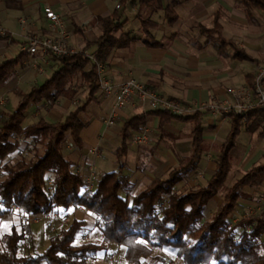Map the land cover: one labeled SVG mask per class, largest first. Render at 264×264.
Masks as SVG:
<instances>
[{
  "label": "trees",
  "instance_id": "16d2710c",
  "mask_svg": "<svg viewBox=\"0 0 264 264\" xmlns=\"http://www.w3.org/2000/svg\"><path fill=\"white\" fill-rule=\"evenodd\" d=\"M136 1L140 7L151 11L162 10L164 21L172 24L177 20L175 8L183 0H166L165 4L163 0ZM242 3L248 13L252 10L264 12V0H242ZM138 19L144 43L157 44L151 30L159 23L142 15H138ZM98 21L102 33L95 41L92 57L104 63L114 48L127 46L131 38L124 33L115 34L120 26L118 15L99 17ZM213 29L219 31L217 23ZM207 30L201 26V31L211 36ZM226 44L236 48L231 40L219 42L220 47ZM235 57L245 59L248 55L237 50ZM19 58L21 54L18 58L0 62V84L12 75ZM57 58L59 68L49 78L27 93L19 92L15 108L0 113V165L3 170L0 217L12 211L14 205L26 215H52L55 211L81 206L95 216L102 238L99 243L89 240L76 243L79 233L84 232L85 221L73 218L67 227L51 232L43 251L36 252L33 248L28 251L22 247L30 234L29 222L25 219L21 229L11 226L10 231L1 236L0 264H87L88 259L107 251L113 244L124 247L127 264H145L146 259H149L146 264H166L163 254H153L156 249L173 252L177 259L173 264H264V207L230 222L242 189L264 183V163L253 165L226 186L222 202L210 218L204 215L206 204L226 181L230 151L240 129L258 131V135L264 137V108L249 112L245 120L239 114L225 113L231 119V127L216 157L214 173L205 183L182 192L175 191V186L197 167L202 153L201 112L174 115L167 110H152L151 113L158 116L159 129L173 118L192 121L190 153L180 158L165 177H155L130 200L119 193L124 186L121 157L126 153L132 132L142 131L146 126V116L138 114L125 119L118 131L120 143L115 150L118 169L99 174L93 189L84 191L82 173L66 156L64 148L68 138L81 147L79 134L84 123L79 114L83 108L69 112L62 120L49 121L40 116L34 122L22 125L29 103L51 105L60 95L73 96L75 90H70V86L79 73L80 82L89 91L88 101L96 99L94 94L98 92L99 82L94 61L83 50ZM253 78L248 79L250 85ZM22 141L25 143L23 149L19 147Z\"/></svg>",
  "mask_w": 264,
  "mask_h": 264
},
{
  "label": "crops",
  "instance_id": "0c3cea01",
  "mask_svg": "<svg viewBox=\"0 0 264 264\" xmlns=\"http://www.w3.org/2000/svg\"><path fill=\"white\" fill-rule=\"evenodd\" d=\"M216 1L220 2L221 6L224 4L227 7L228 0H188L186 2L187 6L183 7L181 14L175 10L177 13V20L175 22L168 24L164 21V18L157 21L159 23L158 27L151 30V35L157 41V44L147 45L143 41V33L138 19V15H142V7L138 5L136 0H0V25L6 32L5 36H0V62L18 58L21 54L20 61L16 65L12 75L4 83L0 84V97H8L7 101H5L6 103L2 106L4 110L1 113L10 112L8 109L11 105L10 93L14 94L19 100V92H29L33 86L42 84L59 68L57 56L51 53H44L38 50L34 55H29L24 50L27 36L37 35L42 37L53 35L62 39L69 48L77 52L83 50L86 55H92L96 47L95 41L102 33L101 23L98 21V18L112 16L113 14L118 15L120 24L115 34L124 33L131 38L127 46L114 48L104 62L103 76L108 78L115 86H118L128 78H134L164 97L176 99L189 105H193L194 102L199 100H224L225 98L232 100V95L227 92V88L250 86L248 82L249 77L254 76L258 67L264 65V46L259 40L261 32L264 29H261L258 18L262 16V13L256 12L258 14L256 15L253 11L248 13L244 9L238 18H234L241 28L236 33H232L229 30V37H223V27L220 18L221 9L217 8L212 12L208 11L211 4ZM233 1L235 0H231V2ZM182 4L180 3V5ZM45 7H50L60 17L61 26L64 31L63 36H60L58 30L51 27L49 21L45 18ZM203 19H209V23L203 24L199 22ZM189 20L196 21L197 24L195 25L194 22L190 23ZM176 22L180 27L188 24V27L185 25L186 29H188V34H194L195 28L200 33L205 34V32L201 31V26H203L210 30H207V32H211L212 35L216 34L219 38L218 40H205L204 43H195L187 39L183 35V32L177 31L179 30L178 28L170 33L166 32L165 25H173ZM216 23L220 28L219 31L213 29ZM234 35L239 39L234 40ZM223 39L233 41L236 48L230 44L220 47L219 42ZM228 46L230 50H226ZM237 50L245 51L248 58L235 57ZM243 62H247L251 66H244ZM89 65L90 63H88ZM80 75V73L77 74L78 78L74 79L70 86V90H75L73 96L60 95L51 105L35 104L32 115L36 117V120L40 116H43L49 121H55L62 120L69 112L83 108L79 114L84 123V127L79 134L82 142L81 147L74 144L70 138L64 143L66 152H74L73 157L67 156V154L66 156L70 158L78 171L83 173L85 170H89V168L95 170V161L97 159H101L103 162L108 161L107 158L101 155L95 158L89 156L85 150L86 147L95 145L100 148V143L109 145L117 163L115 150L120 140L117 145L113 144L111 140L113 135L120 138L118 131L122 124L115 128L118 122L113 124L114 127L111 130L105 129L104 120L113 104V95L101 97L98 91L94 94L96 99L88 101L89 91L80 82ZM18 100L12 102V105H14L13 109L17 105ZM93 103L104 110V114H98L97 116L101 127L97 130L96 137H94L95 135L92 132H86V129H89L90 121L95 118L92 116L90 117L92 119H87V116H85L87 109ZM40 110H43V112L39 113L38 111ZM152 110L154 109H151L147 104L140 105L137 102H131L121 110L120 119L123 120L138 114H145V127L149 128V130L154 128L156 133L149 144L127 142L126 153L121 157V160L129 154L133 155L135 160L144 156L148 159L149 165L143 168L140 165L137 166L136 172L129 176L125 171L127 170V165L122 162L124 163V167L121 170V177L124 182L122 192L126 196L131 195L134 185H140L145 188L155 177H165L171 168L177 166L181 153L174 152L175 150L172 151L173 145L168 147V143H166L168 139L174 140V146H185L183 151L186 153L183 154V157L190 153L192 121L173 118L159 129L157 126L158 116L152 114ZM197 111L192 110L188 115ZM198 112H201L200 120L203 128L202 153L197 167L189 171L175 186V191L177 192H182L197 184L205 183L214 173L216 157L230 131L231 119L227 114H213L207 110H200ZM38 113L40 115H37ZM186 123L190 124V132L187 137L181 140L180 133L185 129V126L182 125ZM83 130L84 132L81 134ZM242 130L249 134H255L261 141L264 139V137L258 135V131L248 132L244 128L240 129L238 135ZM90 135L94 138V144L85 147L84 137H89ZM161 143L167 145L165 146L167 148L163 149L160 147ZM24 146L25 143L23 141L20 142L19 147L23 149ZM250 152V155L243 164L245 172L253 165L264 163L259 162L264 158V142H261L258 148ZM103 162L101 161L100 163L103 164ZM106 171L104 170L101 173ZM244 188L246 189L243 193L247 190H260L262 193L260 198L263 199L264 183L259 187L246 186ZM222 197L216 198V204L218 203L216 207L222 202ZM241 204L243 206L241 205L239 209L246 212L249 206L245 205L243 199ZM55 212L53 213L55 218L48 228L49 232L51 229L54 231L55 228L56 231H59L61 228L67 227L73 218H78L85 221V229L84 232L79 233V239L81 238L80 240L82 241L89 239V230L96 224L93 213L81 206H73L67 211ZM239 213L238 211L237 215ZM69 218H71L70 221L68 220ZM25 219H27L25 214L12 210L0 217V225L3 221H9L11 222L9 231L11 226H15L19 230L22 228ZM33 223L37 222H29V226L34 243V235L31 228V224ZM47 223L50 224L48 221ZM8 232L2 233L0 239L3 234ZM32 248L35 249V245ZM122 252H124V247Z\"/></svg>",
  "mask_w": 264,
  "mask_h": 264
},
{
  "label": "rangeland",
  "instance_id": "374dc122",
  "mask_svg": "<svg viewBox=\"0 0 264 264\" xmlns=\"http://www.w3.org/2000/svg\"><path fill=\"white\" fill-rule=\"evenodd\" d=\"M188 0H183V6L182 5H178L175 10L177 11V13H182L183 12V7L184 6H187L186 2ZM167 1L166 0H163V4H165ZM217 8H220V18H221V22H222V35L223 37H229V30L232 31V33H236L239 28H241V26L239 24H237L234 20V18H238L239 14L240 13H243L241 11H244V8H243V4H242V0H235L233 2H231V0H228L227 1V7L223 4V6H221L220 2L216 1L215 3H212L211 6L208 8V11L209 12H212L214 9H217ZM254 12V14L258 15L256 12H259V13H262V16L261 17H258L259 18V21H260V26H261V29H264V12L262 11H259V10H252ZM251 11V12H252ZM142 16H146V17H150L151 19H154L156 21H160L162 20L164 17H163V11L162 10H159V11H151L150 9L146 8V7H142ZM190 23H193L196 25L197 22L196 21H191L189 20ZM199 22H202L203 24H208L209 23V19H203ZM177 23V22H176ZM173 24V25H168L166 24L165 25V30L166 32L170 33L172 31H175L177 30V28L179 30V32H183V35L187 38V39H190L191 42H200V43H204L205 40H212V39H216L218 40V36L216 34L214 35H211V36H208L206 33H200L198 31L197 28H195L194 32L195 33H199V34H188V29H186V26L188 24H185L184 26L180 27L178 26V23L177 24ZM1 26V25H0ZM2 27V26H1ZM188 27V26H187ZM186 35H185V34ZM261 38H259L260 42H262V45L264 46V30L261 32ZM230 38H233V37H230ZM234 40L236 39H239L237 38V36L234 35ZM226 50H230V47L228 46ZM55 56V55H54ZM244 66H251L250 64H248L247 62H243L242 63ZM261 68L263 69L264 68V65H261L258 67V69L256 70L255 74L259 71V69L261 70ZM246 71V70H245ZM260 72V71H259ZM254 74V76H255ZM253 82V81H252ZM230 88V87H229ZM231 88H234V87H231ZM243 88V87H241ZM7 97V96H6ZM9 97H10V100H11V105L9 106V111H11L13 109V106L12 105V102L13 101H17V97L10 93L9 94ZM1 98V97H0ZM2 98H5V96ZM8 98V97H7ZM7 98L6 101H7ZM132 102H135L132 101ZM6 102H4L3 104L0 105V113L2 112V110H4L2 108V106L5 104ZM97 105L95 103H93L86 111V115L87 116V119H92L90 117L94 116L95 118L92 119L89 123V129H86V132H92L96 137L97 135V130L100 129L101 125L100 122L97 120V116L98 114H104V110L103 109H100L98 106L96 107ZM114 106V101H113V104L111 106V109L113 108ZM127 106V105H126ZM35 107V104L34 103H29L27 108H26V111H27V116L26 118L22 121V125H26L28 123H31L33 121L36 120V117H34L32 115V110L34 109ZM124 108V107H123ZM119 109L118 110V117H116V119L114 120L113 124H116L118 123L115 128L117 126H119L120 124L123 123V119H120V115H121V110L123 109ZM110 109V111H111ZM41 111L43 112V110H40L38 111L39 113H41ZM109 111V113H110ZM37 114V115H40V114ZM108 116V115H107ZM106 116V117H107ZM105 123V122H104ZM113 124L111 125H107L105 126V129L106 130H111V128H113ZM182 126H185V129L184 127H182L184 130L181 131L180 135H181V140L185 137H187L189 135V129H190V124L189 123H186L185 125H182ZM84 130L82 131L81 134H83ZM155 129L154 128H151V130L149 131V135H150V142H152V139L153 137H155ZM84 140H85V147L88 146V145H92L94 144V138L92 135H90L89 137H84ZM120 138L119 136H114L113 135V138L111 140V142L113 144H116L119 142ZM174 140L172 141L171 139H168V141L166 143H168V147H170L171 145L172 146V151L174 152H177V153H181L179 155V157H183V154L186 153L185 151H183L185 149V146L183 145H179V146H174ZM261 142H264V139L263 141H261L260 139H258L255 134H249L245 131H241L240 134L237 136L236 138V143H235V146L234 148L232 149V151L230 152V157H229V161H230V168H229V173H228V176H227V179L224 183V185H222L216 195L206 204L205 208H204V215H205V218L209 219L213 210L216 208V198L217 197H222V194L224 192V189L227 185H230L232 184L235 180H237L239 177H241L244 173H245V170H243V164L245 162V160H247V157L250 155V151H252L253 149H256L258 148L260 145H261ZM148 143V144H149ZM100 148H101V152H100V155L103 156L104 158H107V162H103V160L101 159H97L95 161L96 163V166H95V170L92 169V172L94 174V181L96 180V178L98 177V173H101L102 171L104 170H107V171H110V170H117L118 167V163H116L115 161V155L114 153L112 152V149L109 145H105L104 143H100ZM167 145L161 143L160 147H162L163 149L167 148L165 147ZM189 147V145H188ZM187 147V148H188ZM89 148V147H88ZM87 147L85 148V150L87 151L88 149ZM99 148V149H100ZM218 149V148H217ZM216 149V150H217ZM67 156H70V157H73V154L74 152H66ZM18 157V156H17ZM16 158V156L13 157V160ZM101 158V157H100ZM103 162L100 163V162ZM121 162H124L126 163L127 165V170L126 173L130 175L134 174L136 172V168L137 166L140 165V167H145L146 165H149L148 163V159L145 158L144 156L142 158H138V160H135V158L133 157V155H126L124 158H122ZM259 162H264V158H262ZM258 162V163H259ZM104 163H107V164H104ZM257 163V162H256ZM88 169L85 170L82 174H87L88 173ZM96 171V172H94ZM2 175H3V170H2V165H0V178H2ZM122 179V177H121ZM143 188V186H140V185H134L133 187V191L131 193V195H127L126 197L128 198V200L131 199L132 197V194H136L139 190H141ZM246 188H244L242 191H241V197L240 199L238 200V205L236 206L235 210L233 211V213L230 215V222L231 223H234L236 222L237 220H239V218H241L242 216L246 215V214H254L255 212H258L259 210H261L263 207H264V196H263V199L260 198L261 196V192L260 190L257 189V191H250V190H247L243 193V191L245 190ZM120 195L122 196H125L124 193L121 191H119ZM243 193V194H242ZM242 199L245 201V205H248L249 207H247V211L245 212L244 210H240V206L243 204H241V201ZM244 208V207H242ZM12 210L14 211H17L19 212L20 209L19 207L17 206V208H12ZM240 212L238 215H237V212ZM21 213H23L22 211H20ZM56 213V212H54ZM25 214V213H23ZM26 215V214H25ZM237 215V216H236ZM55 216V215H54ZM52 215L50 214H46V213H37V214H32V215H26L27 217V220L28 222H37V223H33L31 224V228H32V231H33V235H34V243H33V238L31 236V234H28L27 235V239L23 241L22 243V247L25 249V250H28L30 251L31 248H32V245H35V250L36 252H41L43 251V249H45V247L47 246L48 244V237L51 235V232L53 231V229L50 230V232L48 231V228L50 227L49 225L52 224V220L55 218ZM46 220V222H45ZM69 221L71 220V218L68 219ZM47 221L50 223L48 224ZM11 225V222L9 221H3L2 224L0 225V235L4 232H8L9 231V227ZM53 227V225H52ZM250 227H247V230H249ZM56 231V228L53 232ZM89 233H90V237H89V241L90 242H93V243H99L101 241V233H100V230L99 228L97 227V225H93V227L89 230ZM81 239V238H80ZM79 239V235L77 237V240H76V243H79L80 240ZM123 247L122 246H117V245H111L107 251H102V252H99L96 257L92 258V259H88L87 261V264H127V261L123 255ZM114 254L115 257L114 259L111 261L110 260V254ZM157 253H160V254H163V256L165 257V263L166 264H173L175 261H177L176 257L174 256V253L169 251V250H166V249H156L153 251V254H157ZM149 259H146L145 260V264L147 263Z\"/></svg>",
  "mask_w": 264,
  "mask_h": 264
},
{
  "label": "built area",
  "instance_id": "2783aa9c",
  "mask_svg": "<svg viewBox=\"0 0 264 264\" xmlns=\"http://www.w3.org/2000/svg\"><path fill=\"white\" fill-rule=\"evenodd\" d=\"M44 16L49 21L50 26L58 30L60 36L64 35L61 26V19L56 12L50 7L44 8ZM23 22V21H22ZM5 29L0 26V36L5 35ZM24 50L29 55H34L38 50L48 52L55 56L71 55L77 53L76 50L69 48L66 43L53 35L39 37L37 35H29L26 38ZM95 63L96 73L98 75V91L101 97L113 95L114 106L108 116L105 118V125L113 124L118 117V110L125 107L135 100L138 104H147L151 109H160L170 111L174 115H186L192 110H207L210 113H235L242 116L245 120L246 115L255 110L264 108V68L255 74L253 82L250 86L243 88H227V92L232 95V100L225 98L224 100H207L196 101L193 105L180 102L176 99L167 98L156 91L144 86L141 82L134 78H128L118 86H115L108 78L103 76L104 63L97 62L88 55ZM6 101L0 98V105ZM108 127V126H107ZM149 128L144 127L142 131L132 132L130 142L135 144H148L150 142ZM100 149L98 146H90L87 154L91 157H99ZM94 174L92 168H89L87 174H82V190L91 191L94 187ZM12 208H17L16 205ZM115 255L110 254V260Z\"/></svg>",
  "mask_w": 264,
  "mask_h": 264
}]
</instances>
